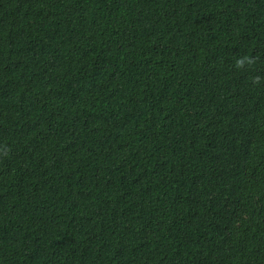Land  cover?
<instances>
[{"label":"trees","instance_id":"obj_1","mask_svg":"<svg viewBox=\"0 0 264 264\" xmlns=\"http://www.w3.org/2000/svg\"><path fill=\"white\" fill-rule=\"evenodd\" d=\"M0 264H264V0H0Z\"/></svg>","mask_w":264,"mask_h":264}]
</instances>
